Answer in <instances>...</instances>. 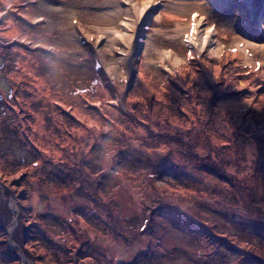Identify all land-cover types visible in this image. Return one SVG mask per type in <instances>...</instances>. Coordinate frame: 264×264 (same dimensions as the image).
I'll return each mask as SVG.
<instances>
[{"label":"rangeland","instance_id":"1","mask_svg":"<svg viewBox=\"0 0 264 264\" xmlns=\"http://www.w3.org/2000/svg\"><path fill=\"white\" fill-rule=\"evenodd\" d=\"M17 1L0 6V264H264V0H138L163 6L142 24L125 0ZM198 5L202 52L180 32ZM104 77L135 135L104 137Z\"/></svg>","mask_w":264,"mask_h":264},{"label":"bare ground","instance_id":"2","mask_svg":"<svg viewBox=\"0 0 264 264\" xmlns=\"http://www.w3.org/2000/svg\"><path fill=\"white\" fill-rule=\"evenodd\" d=\"M169 2H170V5L177 4L184 8L188 6L187 3L185 2H179L180 4L178 2L175 3L172 0H170ZM212 2L215 4H219L220 8L221 6L227 5L225 0H215ZM124 6L125 8H127L126 13H128V17L129 18L131 17L132 19L139 18L141 22L140 24L150 23L151 20H153V17L155 16V12L159 10L161 7H163L156 1H150L149 3L140 4L138 0H125ZM198 6L200 8L197 7V9H199L198 11H199V14L201 15L198 16L196 19H194L192 23L190 24V26L187 27V29L180 30V32L186 36V39H188L187 40L188 44L191 47L196 48L197 50H199V52L200 51L202 52V51H205L204 49H207L208 47L217 45L216 43L217 37H216V31L214 30V28L209 27L207 20H205L206 19L204 16L205 14L203 13L208 10L207 7H203L201 5H198ZM132 25H134V23L130 24L129 22H124L122 24V26L123 27L126 26L127 29L131 28ZM117 35L118 33L115 34L116 37H118ZM132 36H133V33H131L130 37ZM126 42L131 46V43L129 42L128 39L126 40ZM114 44L120 45L119 43H116V42H114ZM132 48L134 50L140 49L139 46H135V45H132Z\"/></svg>","mask_w":264,"mask_h":264},{"label":"trees","instance_id":"3","mask_svg":"<svg viewBox=\"0 0 264 264\" xmlns=\"http://www.w3.org/2000/svg\"><path fill=\"white\" fill-rule=\"evenodd\" d=\"M25 1V3H26V7H28V5H27V2L29 1V0H24ZM255 2H257L258 3V1H256V0H254ZM18 1L17 0H0V6H1V8L4 6V5H6V4H10V3H17ZM6 25H7V22H6V20H2L1 22H0V28H3V27H6ZM14 26V25H13ZM12 27V26H11ZM11 31H10V37H13V36H15V34L17 33V29L15 28V29H10ZM8 47H11V46H8ZM5 48V47H4ZM103 79V78H102ZM111 84H114V83H112L111 81H109V80H107L106 79V77H104V79L101 81V83L100 82H98L97 83V85H96V88L97 89H99L98 91H96V89L95 90H93V92H92V96H95V97H99L100 95H103L104 94V92H107L108 93V96H107V99L108 100H110V101H114V102H111L110 104H106V107L104 106L102 109L100 108V110H99V108H95V107H91L92 109H94L93 111H97V112H99V113H102V116H100V119L104 122V126H105V128L104 129H107V130H113L112 132H109V134L110 135H113V136H108V135H104V137L107 139V140H109V137L111 138H113L114 136H116V135H118V133H117V131H120V130H122V132H124L123 133V137H126L127 135H129V134H132V135H135L136 133H137V131H136V128H137V125L135 124H133L132 122L130 123V122H127V121H124V120H121L120 118V116H130L129 114H127V113H122V112H119V110H120V108L118 107V108H116L115 110L119 113V115L120 116H118V114H116V113H113V111L111 112L110 110H109V108H111V107H113V108H115L117 105H116V103H115V96L113 95V91H116V90H114L115 88H114V86L112 87L113 88V90H112V88H111ZM15 87H17L16 85H15V83L14 84H12V90H13V92H15ZM21 87H23V86H21ZM21 87H19V88H21ZM101 89H100V88ZM94 88H95V86H94ZM102 89H106V90H104V91H101ZM99 91H101V92H99ZM99 92V93H98ZM90 95V94H89ZM67 96V99L69 100L70 99V97H69V95L67 94L66 95ZM73 99H74V97H73ZM89 109V108H88ZM8 111V110H7ZM261 123H263V122H261ZM103 126V127H104ZM116 127H118L119 129H116L115 130V128ZM203 136H206V138H207V130L205 129V128H203V132H202V134H200V140H201V138H203ZM115 138V137H114ZM126 140H124V142L122 141V142H120V145L122 144L123 146H124V144L125 143H127L128 142V140H129V138L127 137V138H125ZM202 142V141H201ZM130 144H131V147L129 148V149H133V147H137V146H139L140 144H136V146L131 142V140H130ZM119 145V146H120ZM134 151V150H133ZM145 154V153H144ZM148 161H149V159H148ZM180 178V177H179ZM0 209L2 210L3 209V207L2 206H0ZM4 211V215H5V221H7V218L9 217V211L7 212V211H5L4 209L2 210V212ZM178 228V230H181V228H179V227H177ZM26 244H24V246H25ZM26 247V246H25ZM231 248V247H230ZM228 249V248H226V247H220V249H221V251H222V253H224V255L225 256H231V254L232 253H235V254H237V252H236V250H232V248L231 249ZM15 252H17L16 250H14ZM15 252H12V254H13V257L14 258H18L17 256H16V253ZM15 253V254H14ZM220 258H221V255L219 256V257H217V259H216V261H219L220 260Z\"/></svg>","mask_w":264,"mask_h":264},{"label":"snow or ice","instance_id":"4","mask_svg":"<svg viewBox=\"0 0 264 264\" xmlns=\"http://www.w3.org/2000/svg\"><path fill=\"white\" fill-rule=\"evenodd\" d=\"M196 15L198 16L199 14L197 13Z\"/></svg>","mask_w":264,"mask_h":264}]
</instances>
